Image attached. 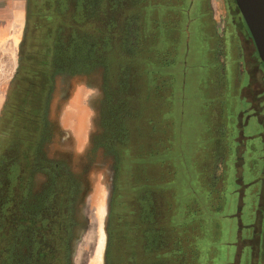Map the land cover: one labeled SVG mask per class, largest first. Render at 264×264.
<instances>
[{
	"label": "rangeland",
	"instance_id": "374dc122",
	"mask_svg": "<svg viewBox=\"0 0 264 264\" xmlns=\"http://www.w3.org/2000/svg\"><path fill=\"white\" fill-rule=\"evenodd\" d=\"M65 1L57 0V5L52 2L41 14H49L56 8L64 10ZM72 1V9L68 14L64 12L73 17L69 20L73 21L71 29L65 31L72 38L68 53L74 60H87L93 66L96 83L104 74L109 96L104 112L107 140L104 144L108 151L115 145L132 160L126 174L130 188L123 199L125 209L120 212V207L111 214L106 246L109 264H125V253H143V248L146 252L160 248L158 253L170 254V264H247V252L241 256L240 240L233 256L226 254V247L221 245L223 240L232 242L234 223L220 218L224 210L222 192L227 183L221 178L220 158L226 153L236 86L241 85V76L239 100L244 103H238L239 126L242 127V119L250 112L255 116L261 112L258 117L262 123L264 76L249 63L253 59L241 30L229 23L227 3L232 4V0L220 1L216 20L221 33L228 32L227 44L232 49L226 59L235 60V73L239 74L233 85L227 78L225 86L214 74L219 50L214 48L203 0ZM217 48H221L220 44ZM14 49L12 45L11 54L15 58ZM221 54L219 51L217 57L222 58ZM254 56L263 71L256 53ZM92 61H98L96 67ZM6 77L0 80V92ZM96 83L88 91L80 84L75 85L66 118L70 126L63 125L73 138L71 146L76 152L84 151L96 131L99 92ZM86 94L90 105L83 103ZM116 132L121 144L111 136ZM61 146L67 152L66 144ZM243 152L237 151V158ZM256 176L255 171H249L242 182ZM261 183L260 205L264 203V181ZM251 190L255 193L257 187ZM92 205H97V201ZM262 209L264 205L260 206L259 214L264 213ZM104 212L105 207L99 205L94 213V228L78 264H102ZM221 229L224 232L218 231ZM10 237L8 234L7 238ZM6 257L2 246L0 264L6 263Z\"/></svg>",
	"mask_w": 264,
	"mask_h": 264
},
{
	"label": "flooded vegetation",
	"instance_id": "af4514ba",
	"mask_svg": "<svg viewBox=\"0 0 264 264\" xmlns=\"http://www.w3.org/2000/svg\"><path fill=\"white\" fill-rule=\"evenodd\" d=\"M52 2L26 0L17 63L0 105V246L7 253L5 264H78L100 205L105 207L102 264H109L106 246L111 214L122 205L118 203V190L128 158L116 147L108 151L104 144V112L109 97L104 74L96 83L89 64L78 63L68 53L72 38L66 32L73 17L65 13L72 9L73 1L66 0L62 11L56 8L42 15ZM233 73H229L230 85L239 75L235 70ZM240 81L243 87V77ZM94 83L99 91L96 131L84 151L76 152L71 146L73 138L63 125L70 126L66 118L75 85L88 91L96 87ZM85 96L83 103L90 105L89 95ZM234 102L226 153L220 158L221 178L227 181L222 192L226 212L223 210L220 218L234 223V238L232 242L223 240L221 245L233 256L240 240L241 256L247 252V264H264V213L259 214L264 205L259 204L264 181V116L261 123V112L257 116L250 112L240 121V127L239 100ZM64 143L67 152L61 146ZM239 150L244 154L237 158ZM249 171L257 176L243 183ZM242 184L246 187H240ZM254 187L257 192L251 193ZM94 200L97 205H92ZM158 249L125 253V264H169Z\"/></svg>",
	"mask_w": 264,
	"mask_h": 264
},
{
	"label": "crops",
	"instance_id": "0c3cea01",
	"mask_svg": "<svg viewBox=\"0 0 264 264\" xmlns=\"http://www.w3.org/2000/svg\"><path fill=\"white\" fill-rule=\"evenodd\" d=\"M221 0H203V5H204V10L207 13V18L209 19L208 22L212 28V37L214 39V48L219 51H222V58L217 57L219 54V51L216 54V61H217V66L214 68V74H217V79H222L223 80V86H225L226 79L229 78L230 72L231 76L234 74V70L237 71V63H236V68L234 69L235 65V60L231 59H226L227 54L231 56V49H229V46L227 44V37H228V32L226 33V30L221 33L222 29L219 24L216 25V20L218 17V12H219V3ZM227 3V2H226ZM25 5H26V0H0V80L6 77L7 81L5 85L7 84L8 80L14 73L16 63H17V49H18V43L21 37L23 25H24V15H25ZM227 6L230 10V14L228 13V19H230V25H232L237 30H241V35L245 41V43L248 44V48L251 52L250 56L251 59L249 63L253 65L255 69L259 70L263 75V71L259 69V65L257 64L254 54L255 49L252 43V40L249 37V34L247 33L245 27L243 26L241 22V18L237 14L233 3H227ZM221 30V31H220ZM231 30V29H230ZM216 33H221L220 36H217ZM221 46V48H217V45ZM15 47V58L12 57L11 54V48ZM240 56V55H239ZM240 58V57H238ZM231 65V67H230ZM241 70V69H240ZM241 73H244V70L242 69ZM121 75V73H120ZM243 76H241L242 78ZM4 85V87H5ZM1 86V84H0ZM236 92H235V99L239 100V97H241V85L239 83L238 86H236ZM4 91V89H3ZM2 98H3V92H0V105L2 103ZM243 100H239V104H241ZM244 103V102H243ZM128 154V153H127ZM129 154L125 155V157L128 158V165L125 169L124 174H127L126 172L130 170L131 168V159H129ZM152 250V249H150ZM159 251L161 249H158ZM132 253V252H131ZM161 256L162 253H159ZM121 256V255H120ZM166 256V254H165ZM169 256L168 257V262H169ZM170 264V263H169ZM180 264V263H179Z\"/></svg>",
	"mask_w": 264,
	"mask_h": 264
},
{
	"label": "water",
	"instance_id": "95a60500",
	"mask_svg": "<svg viewBox=\"0 0 264 264\" xmlns=\"http://www.w3.org/2000/svg\"><path fill=\"white\" fill-rule=\"evenodd\" d=\"M264 73V0H233Z\"/></svg>",
	"mask_w": 264,
	"mask_h": 264
},
{
	"label": "trees",
	"instance_id": "16d2710c",
	"mask_svg": "<svg viewBox=\"0 0 264 264\" xmlns=\"http://www.w3.org/2000/svg\"><path fill=\"white\" fill-rule=\"evenodd\" d=\"M232 3H233V5H234V8H235V10H236V12H237V14L239 15V17L241 18V16H240V14H239V12H238V10H237V8H236V6H235V3H234V1L232 0ZM241 22H242V24H243V26L245 27V25H244V23H243V21H242V18H241ZM246 29V28H245ZM250 37V36H249ZM251 39V38H250ZM95 52L93 51V54H94ZM95 55H96V53H95ZM93 57H96V56H94L93 55ZM96 59V58H95ZM78 63H87V60H80V58H77V59H75ZM75 61V62H76ZM92 63H93V65H94V67H96V65H97V63H98V61L97 62H93L92 61ZM89 66H90V69L93 67V66H91V64L89 63ZM111 136H114L113 138H115L114 139V141H117L118 143H120L121 144V142L119 141V136H118V133L116 132V133H114V135L113 134H111ZM115 143V142H114ZM113 143V144H114ZM107 146V145H106ZM115 146V145H114ZM113 146V147H114ZM112 147V146H111ZM124 155H122V157H123ZM129 163V162H128ZM128 172L129 171H127L126 173L128 174ZM128 176L125 174L124 175V177H123V180L121 181V184H120V187H119V190H118V192H119V194H120V196L118 197V200H119V202L118 203H120V205H121V207L122 208H120V212H122V210H124L125 209V207H124V201H123V199H124V197L126 196V194L129 192V186H128V184H126L127 183V180H126V178H127ZM206 194L204 195V200H205V198H206ZM205 202V201H204ZM198 207V206H197ZM198 209H199V207H198ZM198 209H197V212H199L198 211ZM119 211V210H118ZM117 214H121V213H117Z\"/></svg>",
	"mask_w": 264,
	"mask_h": 264
},
{
	"label": "bare ground",
	"instance_id": "6f19581e",
	"mask_svg": "<svg viewBox=\"0 0 264 264\" xmlns=\"http://www.w3.org/2000/svg\"><path fill=\"white\" fill-rule=\"evenodd\" d=\"M77 97H78V96H77ZM69 100H70V98H69ZM70 102H71V101H70ZM77 103H78V102H77ZM77 103H76V104H77ZM82 107H83V106H82ZM82 107H81V108H82ZM79 108H80V107H79ZM78 110H79V109H78ZM83 114H84V113H83ZM83 114H82V115H83ZM75 122H76V121H75Z\"/></svg>",
	"mask_w": 264,
	"mask_h": 264
}]
</instances>
